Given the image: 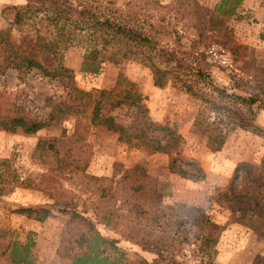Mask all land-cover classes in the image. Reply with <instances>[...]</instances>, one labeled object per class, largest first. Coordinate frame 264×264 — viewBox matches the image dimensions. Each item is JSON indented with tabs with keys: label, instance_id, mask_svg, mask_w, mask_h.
<instances>
[{
	"label": "trees",
	"instance_id": "1",
	"mask_svg": "<svg viewBox=\"0 0 264 264\" xmlns=\"http://www.w3.org/2000/svg\"><path fill=\"white\" fill-rule=\"evenodd\" d=\"M243 1L220 0L208 7L198 0H129L126 10L108 0H25L11 6L13 19L0 29V75L9 69L19 74L36 69L60 80L67 99L54 104L45 122L19 114L21 106L15 114L0 110V129L33 135L50 124L75 119L73 134L39 139L36 153L50 165L52 177L77 180L94 199L92 214L69 203L63 207L59 200L18 212L44 221L58 206L67 216L58 253L71 264H218L214 254L221 228L206 208L167 202L160 180L140 166L111 177L86 172L78 159L79 143L90 127L102 126L132 148L168 154L172 172L195 181L206 178L196 160L181 156L186 141L178 129L152 119L147 97L136 82L122 74L110 89H81L74 70L64 63V54L82 44L81 71L91 75L100 74L107 62L140 63L151 71L156 86L170 83L197 102L191 133L206 138L212 150H220L238 128L264 133L255 123V108L264 107V68L257 63L254 48L238 42L226 23L237 15ZM186 33L185 45L176 47L166 41L171 36L177 43ZM21 34L25 35L22 42L17 38ZM38 35L51 40L49 48L43 47L50 58L47 65L27 51L36 45ZM213 45L242 59L239 69L246 76L230 87L218 84L209 71L208 51ZM210 202L229 213L228 223L244 225L264 240L263 165L240 162L229 185L215 190ZM99 224L156 257L130 259L117 239L101 232ZM34 246L31 236L22 242L0 229V264H32ZM253 264H264V255L256 256Z\"/></svg>",
	"mask_w": 264,
	"mask_h": 264
},
{
	"label": "rangeland",
	"instance_id": "2",
	"mask_svg": "<svg viewBox=\"0 0 264 264\" xmlns=\"http://www.w3.org/2000/svg\"><path fill=\"white\" fill-rule=\"evenodd\" d=\"M108 1L113 2V7L126 10L129 0ZM162 1L172 3L175 0ZM198 1L204 6L213 7L220 0ZM23 3L25 0H0V29L6 28L13 19L11 6ZM226 23L233 29L238 42L254 48L257 63L264 68V0H244L237 15L228 17ZM185 35L177 43L171 36H166V41L180 47L189 42V33ZM22 36L25 35L17 37L20 42ZM36 41V45H30L27 51L42 63L49 64L50 58L43 47L49 48L51 40L38 35ZM220 47L229 53L233 66L228 67L209 59L208 55V68L218 84L230 87L246 75L239 69L242 59L234 57L229 49ZM83 54L82 44L72 46L64 54V63L74 70L77 86L87 91L110 89L122 74L136 82L147 97L145 102L152 119L178 129L186 141L181 156L196 160L206 178L199 181L184 178L169 170L171 157L168 154L132 148L119 142L116 133L102 126L90 127L79 143L78 159L85 165L86 172L99 177H111L114 172L120 175L126 169L140 166L143 171L160 180L167 202L200 205L213 216L221 228L214 254L218 264H253L256 256L264 255V240L244 225L228 223L229 213L210 202L215 190L229 185L240 162L264 166V133L256 134L238 128L230 132L220 150L214 151L208 146L206 138L191 133L197 102L189 94L170 83L164 87L156 86L151 71L136 61L107 62L100 74H86L81 71ZM234 91L241 92L239 89ZM66 99L67 93L60 80L44 76L36 69L28 74L9 69L0 75V110L5 114H15L21 106L19 114L45 122L54 104ZM255 111V123L264 131V107H256ZM123 112L119 110V113ZM75 122V119L62 120L33 135L0 129V229L7 230L13 239L22 242L27 240L28 235L31 236L35 241L30 252L32 264H71L67 257L58 253L67 216L55 206L53 215L38 221L18 212L19 208L46 206L59 200L63 207L69 203L79 210L88 208L89 214L93 213L94 199L80 189L77 180H68L62 175L52 177L50 165L36 153L39 139L60 137L64 132L71 135ZM99 229L107 237L117 239L118 245L128 253L130 259L143 256L153 260L156 257L154 253L102 224H99Z\"/></svg>",
	"mask_w": 264,
	"mask_h": 264
},
{
	"label": "built area",
	"instance_id": "3",
	"mask_svg": "<svg viewBox=\"0 0 264 264\" xmlns=\"http://www.w3.org/2000/svg\"><path fill=\"white\" fill-rule=\"evenodd\" d=\"M209 59H214L219 61L221 64H224L228 67L233 66L232 59L228 52L222 49L218 45H213L210 50L208 51Z\"/></svg>",
	"mask_w": 264,
	"mask_h": 264
}]
</instances>
